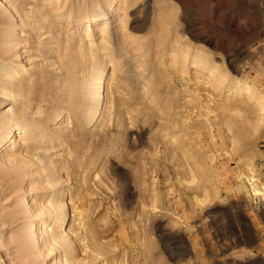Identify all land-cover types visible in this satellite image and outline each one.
Listing matches in <instances>:
<instances>
[{"label": "rangeland", "instance_id": "1", "mask_svg": "<svg viewBox=\"0 0 264 264\" xmlns=\"http://www.w3.org/2000/svg\"><path fill=\"white\" fill-rule=\"evenodd\" d=\"M260 12L1 0L0 264H264Z\"/></svg>", "mask_w": 264, "mask_h": 264}, {"label": "bare ground", "instance_id": "2", "mask_svg": "<svg viewBox=\"0 0 264 264\" xmlns=\"http://www.w3.org/2000/svg\"><path fill=\"white\" fill-rule=\"evenodd\" d=\"M0 2H1V0H0ZM15 128V127H14ZM19 128H21V127H19ZM7 129V128H6ZM8 130V129H7ZM7 133V131H4V129L3 130H0V142L4 139V136H5V134ZM4 145V144H3ZM64 208V207H63ZM50 211H52L53 212V218L54 219H56V217L60 214V215H65V211H64V209H62V208H59V207H54V206H51L50 207ZM54 235V234H53ZM56 235V234H55ZM74 236H76V235H74ZM54 237V236H53ZM52 237V238H53ZM60 237V236H59ZM78 237V236H77ZM51 238V237H50ZM51 238V239H52ZM65 238V237H64ZM69 238V237H68ZM76 238V237H75ZM70 239V238H69ZM74 239V238H73ZM78 239V238H77Z\"/></svg>", "mask_w": 264, "mask_h": 264}, {"label": "built area", "instance_id": "3", "mask_svg": "<svg viewBox=\"0 0 264 264\" xmlns=\"http://www.w3.org/2000/svg\"><path fill=\"white\" fill-rule=\"evenodd\" d=\"M258 9L261 11L260 13H261L263 24H264V0H259ZM262 44L264 45V40L262 41Z\"/></svg>", "mask_w": 264, "mask_h": 264}, {"label": "crops", "instance_id": "4", "mask_svg": "<svg viewBox=\"0 0 264 264\" xmlns=\"http://www.w3.org/2000/svg\"><path fill=\"white\" fill-rule=\"evenodd\" d=\"M250 1H252L254 7L258 8V2H259V0H250Z\"/></svg>", "mask_w": 264, "mask_h": 264}]
</instances>
